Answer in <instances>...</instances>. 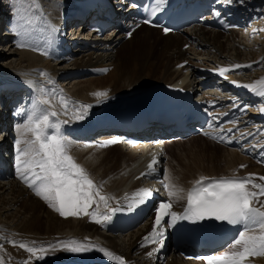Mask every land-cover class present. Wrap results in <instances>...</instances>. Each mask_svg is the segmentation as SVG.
<instances>
[{
  "label": "bare ground",
  "instance_id": "bare-ground-1",
  "mask_svg": "<svg viewBox=\"0 0 264 264\" xmlns=\"http://www.w3.org/2000/svg\"><path fill=\"white\" fill-rule=\"evenodd\" d=\"M77 2L78 0H35L32 4L34 6L33 8L30 5V7L26 5L22 6L20 3L17 6L16 29L15 26H12L13 22L8 21L5 16V0H1L0 29H2L3 33L0 35V43L9 38L11 34L9 32L10 29H12V32L15 31L17 37L15 40L10 39L9 42H6V45H9L7 47H10L8 49L10 58L7 54L6 56H2L0 53V86L5 85L7 89L15 87L17 85L16 82L25 80H31L33 82V85L37 89L38 102L30 116L39 118L45 110H54L59 114L57 117H50V119L53 122L57 120L61 122V132L71 142L69 154L76 163L86 170L96 185L102 186V194L112 198L109 200V204L112 207L114 202L121 198L129 197L142 188L140 182L134 183L135 177L142 170L137 159L143 158L148 162L154 155L153 151H129L121 145L106 146L104 148L87 147L71 140L66 131L71 128H76L78 122L85 119L87 115L94 113L95 110L118 103L124 99H134L138 95L136 93L138 90L147 91L150 89V86L155 84L166 85L180 83V86H182L187 83L186 81H189L188 86L194 90L199 88L198 85H202L200 83L201 80H199L200 77L202 81L207 80V83L212 86L214 83L209 80H212L213 76L218 73H212V71L198 67H194V69L191 64L192 60L190 61L191 66L180 69L181 63L189 61L188 59H190L187 55L191 52L184 51L182 48L185 45H188L189 49L195 53L196 49L199 48L201 51H197V53L203 57L210 56L213 61L215 60L214 63L218 70L222 68L229 69L225 75L234 80L235 83H240L242 86L249 85L248 83H241L244 80L240 77L238 78L235 74L234 71L236 69H240L243 72H250L252 69H255L249 76L250 79L248 81L250 84L260 81L264 78V72H260L263 68L261 62L264 61V19H261L262 13L260 9H257V6H264V0H254V5L248 2L246 5L249 7L246 8L250 10H247L244 6L239 10V15L244 20L248 22L252 21V28L246 29L244 33L247 35L252 34L257 39L258 29L262 31L260 38L255 40V42L252 41L254 45L251 47L246 45V42L244 43L247 40L245 37L246 34L244 35L243 33L241 38L238 35L239 33L233 30L228 31L229 34L224 41L221 40L220 34H223L222 32L204 27H196L181 32L180 34L168 35L164 41L161 37L154 40V33L158 32V30L143 26L133 33L132 39L128 40L129 42L125 41L120 48L116 49L117 53L114 52L115 48L117 47V43L122 41L124 34L118 32L114 35L116 32L115 29L106 32H112L109 37H104L101 40L93 39L94 41L92 40L91 43L83 44L85 47L78 50L74 49L72 53H69V49L65 48L68 46H65L63 40L55 37V31L56 29L61 30L64 24L67 25L71 22L70 19L73 16L72 10L75 8ZM244 15L247 17H244ZM206 17V19H210L209 16ZM48 18L57 24H49ZM70 27L72 32H74L71 35L72 37H70V41L78 42L79 47H81L82 43L78 41L76 30H73L76 26ZM85 28L81 29V34L85 32ZM141 30H143V38L135 41L138 36L136 34ZM260 39L263 40L261 44L259 43ZM98 41L103 42L100 43ZM153 41L156 42V45L161 51L158 52L155 50ZM18 45H24L25 47L21 48ZM13 47L15 50H11ZM262 47L263 49H261ZM78 55L83 56L80 58ZM105 64L113 68L112 77L109 79H112L114 85L110 89L102 90V87V89H98V84L95 85L94 82L101 81L102 79L95 81L88 80L85 83H75L72 87L73 91L57 84V81L63 77L65 81L62 82H66L71 76L99 73L102 69L101 67ZM237 64L242 66L251 65V67L235 68ZM157 67L166 71V73L162 72L161 80L156 74L158 73L156 72ZM69 85L70 83L67 84V86ZM0 88L2 91L3 88ZM241 88L243 89L241 91L243 97L238 96L236 98V96H233L234 99L241 97L245 101H253L254 99L255 101L252 104L260 103L264 105V98H261L246 87ZM244 91L247 92L245 93ZM98 92H105L107 96L97 97L94 95ZM202 92L204 93L206 91ZM207 93L210 94L211 91H207ZM61 96L68 102L67 114L64 113V109L61 107ZM2 98H0V104L5 105L2 107L0 105V143L2 144L1 149L4 148L8 152L11 150L10 145L6 142L9 135L6 132L9 126V119L6 118L8 113L4 110L6 109V104L9 102H4ZM248 98L251 99L249 100ZM42 99H48L49 104H40L39 102ZM82 105L89 106L86 116L81 120L72 119L73 112L79 111ZM261 109H264V106L258 110L256 108L252 110L257 115L256 117H260L259 112L262 111ZM257 122L260 124L264 123V114ZM48 131L49 134H53L52 129ZM28 138H32L31 134H29ZM192 139L204 140L209 145H212L214 149L217 147V149L225 148L209 140H205L201 136ZM179 141L182 140L172 142L163 141L164 147L156 151L162 162L161 165H163L162 160L164 159L168 162L166 168L164 167V177H167L166 180L170 185V189L178 193V196L171 197L173 202L172 211L177 214L187 201L189 189L201 177L215 178L216 176L248 175L251 173L264 174V168L262 166L256 164L249 158H245L240 151L232 148L225 149L224 155L216 161L220 165L224 163V172L215 173L207 170L206 166L198 167V165L191 164L192 160L181 162L175 157L172 150V146L178 144L176 142ZM145 143L146 141L143 140L142 144ZM21 147H24V145H21ZM113 149H120V151L111 155L109 152ZM210 166H213V164ZM17 178L19 183L23 185V188L21 189L12 184L9 189L5 190L3 195H0V264H69L71 262H73L72 264L75 262L81 264H106L107 262L117 264L116 261H110L103 252L96 249L82 253H72L64 250L50 251L45 253L44 259L41 260L33 257L25 249L18 247L19 244L24 243L29 246H43L47 248L50 245H57L62 241L66 242L70 240L91 243L97 246V248L108 250L115 256L126 255L129 260L137 259L138 264L149 263V261H145V250L139 246L138 242L141 236L145 234L142 228H138L136 232L132 231L128 236V244L120 246L91 217L81 216L77 218L69 216L65 218L60 216L58 212L49 207L47 202L30 189L19 178V175ZM0 189L2 191L4 187ZM9 196H11V199L8 200L7 197ZM25 196L27 198L24 201L23 198ZM34 196L36 197L34 198ZM19 203H21V210L18 211L17 204ZM96 207L97 205L93 204L89 208V211H93ZM105 210L107 209L101 204L99 211L103 213ZM94 258H98L100 263L93 262ZM166 264L196 263L183 260L179 257L178 253L171 250ZM246 264H264V258L259 260L252 259Z\"/></svg>",
  "mask_w": 264,
  "mask_h": 264
},
{
  "label": "snow or ice",
  "instance_id": "snow-or-ice-1",
  "mask_svg": "<svg viewBox=\"0 0 264 264\" xmlns=\"http://www.w3.org/2000/svg\"><path fill=\"white\" fill-rule=\"evenodd\" d=\"M226 3H231V0H226ZM165 31L168 30L165 29ZM18 47L25 46L18 45ZM241 67H251V65H235V68ZM219 71L223 76L229 69L222 68ZM243 87L264 98V78L254 84L243 85ZM94 95L106 97L107 93L98 92ZM39 103L48 105L49 100L42 99ZM60 104L64 113L67 114L68 102L63 96L60 98ZM88 107L87 105L80 106L79 111L73 112L72 119H83ZM261 110L264 111V109ZM58 115L54 110H45L39 118L29 116L26 123L17 127L15 152L19 178L60 216L65 218L89 216L95 223L106 225L119 211V208L111 207L109 200L112 198L102 194V186L96 185L86 170L69 154L71 142L62 134L61 122L58 120L53 122L50 119ZM49 129L53 130V134H49ZM29 134H31V139L28 138ZM117 142L119 141L114 140L110 143ZM106 146L100 145V147ZM156 164L157 160L153 158L148 168L154 170ZM259 179L264 180V177ZM205 181L208 182L205 183ZM164 188L170 198L178 196L177 191L171 190L169 184H165ZM262 195H264V184L256 183L251 175L245 178H221L219 180L201 177L187 193V206L183 214L172 211L171 201L163 202L158 206L153 230L149 236L145 237V241L151 240L153 243L162 244L164 236L162 229L165 223L168 227H173L179 220L197 222L213 219L232 226H239L241 230L231 245L232 251L223 255L198 257L197 259H203L207 264H245L251 256H264V210H262L264 203H260L259 207L254 206ZM150 196L149 190H140L133 197L127 198L130 200L128 209L133 210L140 206ZM93 204L97 207L90 212L89 208ZM101 204L109 211L102 214L99 211ZM166 217L167 221H165ZM18 247L41 260L44 259V254L50 251L64 250L82 253L96 249L103 252L110 261L125 264L122 258L108 250L76 240L62 241L47 248L29 246L24 243L19 244Z\"/></svg>",
  "mask_w": 264,
  "mask_h": 264
},
{
  "label": "rangeland",
  "instance_id": "rangeland-1",
  "mask_svg": "<svg viewBox=\"0 0 264 264\" xmlns=\"http://www.w3.org/2000/svg\"><path fill=\"white\" fill-rule=\"evenodd\" d=\"M33 1H35V0H5V11H4V13H5V16L7 17L8 21L9 20L12 21L13 22V25L15 27H17V25H16L17 23L15 22L17 10H18V7L17 6L20 5V3H21L22 6H25V5L26 6H29L30 5V6H32L31 8H33L34 7L32 5L33 4ZM0 2H1V0H0ZM258 7H259V9L261 10V13H262L261 19H264V6L259 5ZM5 25H6V23H5ZM18 31H19V29H18ZM245 31H246V29L243 32H245ZM234 32H237V31H234ZM243 32H242V34H241V32H238L239 34L238 33L237 34L242 38ZM258 32L259 33L257 34V36H258L257 39L260 38V35H262V31H259V29H258ZM2 33H3V31H2V29H0V35ZM139 33L136 34L138 36H137V39L135 41H137L138 39H142L143 38V36H144V35H142L143 34V30H141ZM228 34H229V32L228 33L220 34L221 35V40L224 41L227 38ZM245 34L246 33H244V35ZM108 35L105 36V37H108ZM76 36L79 39L78 41L79 42L80 41L82 42V41H84V39L87 38V33L85 32V34H83L82 36H79V35H76ZM159 37H161L162 40H164V41L167 38V36H163L162 34H160L159 31L156 32V33H154V40L159 39ZM245 37H246L247 40H245L244 43L246 42L245 44L248 45L249 47H251V46L254 45L252 41L255 42V40H257V39H255L256 36H254V35L253 36H250V35H247L246 34ZM122 39H123L122 41H119L117 43V47L115 48V51H114L115 53H117L116 49L117 48H120V46L123 45V43H125V41H127V40L124 39V37ZM261 40L262 39H260V42H259L260 44L263 42L264 38H263L262 41ZM7 41L9 42L10 39L5 40L4 41L5 43L4 42L0 43V53L2 54V56H6V54H7L8 57L10 58L11 56H10L9 50H8L10 47L9 48L7 47V46H9V45H6V42ZM127 42H129V41H127ZM263 47L261 49H263ZM154 48L158 52L161 51L160 48H158V46L156 45V42H154ZM182 48H183L184 51L191 52V53H189L187 55L188 58H190V59H188L189 61H186L187 62V66H191L190 65V63H191L190 61L192 60V63L191 64H192L193 68L194 67L195 68L198 67V68L205 69L207 71H212V72H213V70L215 71L216 69H218L217 66L214 63L215 60L213 61V59L210 58V56L209 57H205V56L203 57L202 55H199L197 53V51L198 52L201 51L199 48L196 49V53L193 50H190L189 47H188V45H185ZM75 49L78 50V48H75ZM79 49H80V47H79ZM11 50H15V48L13 47V48H11ZM82 56L83 55H78V57H80V58ZM54 63H53V65H54ZM17 65H18V63H17ZM262 65H263V68L260 71L261 73L264 72V61L261 62V66ZM101 68L102 69L99 71V73H96V74L95 73H87L86 75L83 74V75H79V76H71L70 79L66 80V82H62V81H65V78L63 77V78H61V79H59L57 81V84H59L60 86H65V89H68V90H72L73 91V88L72 87L75 85V83H85L88 80H94L95 81V80H98V79H102L101 81H97V82L95 81L94 82L95 85L98 84L97 85L99 87L98 89H102V88H103L102 90H105V89H108V88L110 89V87L114 85L112 79H109L110 77H112L113 68L112 67H108L107 64L103 65ZM236 70H238V71H236ZM236 70L234 71L236 75H237V73L238 74H241L242 73V75H239L238 76V78L240 77L242 80H244V82L241 81V83L242 84H244V83L250 84L249 81H248L250 79L249 76L251 75L252 72L255 71V69H252L250 72H246V71L243 72L240 69H236ZM156 72H158L156 74H157V77H160V80L162 79L161 78V76L163 75L162 72L166 73V71H164L162 68H158V67L156 68ZM255 76H256V74H255ZM216 81H218V83H215L214 87L211 89V92L212 91L213 92H219V93L222 92V94H224V93L227 94V92L221 91V88H223L224 86H228V85H229V87H232V86L235 87L236 86V84L234 83V80L233 81L230 80V82H228L226 80L225 81L224 80H216ZM68 83H70L69 86H67ZM219 84H221V85H219ZM219 86H221V87H219ZM102 90H99V91H102ZM194 90H197L198 91L197 88L194 89ZM196 94H198V93H196ZM33 97H35V99H38V95H36V96L33 95ZM203 139L207 140L206 138H203ZM6 142L8 144V142H9L8 139L6 140ZM202 142H205V141L204 140H201V139L195 140V139H192V138H183L182 141L176 142V143H178V144H175L176 146L175 145L172 146V150H173V153L175 154V157H177L181 162H184V161L186 162V160H188V161H191L192 160L191 161V164L193 163L195 165H198V167H205L206 166L207 170H210V171L215 172V173L216 172H224V165H223L224 163H222L220 165V164H217L216 161H218L224 155L225 149L227 150L228 148L225 147L223 149H220V148L217 149L218 148L217 147V148L214 149V147L212 145H209V143H206L205 142L206 143L205 144V143H202ZM10 149H11V146H10ZM117 151H120V149H113L109 153H111V155H113V153H115ZM174 151L178 152L179 154L176 153V152H174ZM162 161H163V169H164V167L166 168V165L168 164V162H167L166 159H164ZM211 164H213V166H210ZM210 171H208V172H210ZM12 184H13V186H18L21 189L23 188V185H21L20 183H18L17 181H15V179L12 180V181L9 180V181H5V182H3V181L1 182L0 181V188H3L4 187V190L1 191V189H0V195H3L4 192H5V190L9 189L12 186ZM35 197L36 196H34V198ZM25 198H27V197L25 196L23 198L24 201L26 200ZM7 199L8 200L11 199V196L7 197ZM20 204L21 203L17 204L18 205V208H17L18 211L21 210L20 209V207H21ZM135 232H136V230H135ZM106 234L107 235H110L108 233H106ZM110 236H112V235H110ZM128 236H129V232L122 233L121 235L112 236V237L115 239V241L120 246H122V245L128 244ZM96 259L97 260L96 261H93V262L100 263L99 259L98 258H96ZM163 264H165V263H163Z\"/></svg>",
  "mask_w": 264,
  "mask_h": 264
}]
</instances>
